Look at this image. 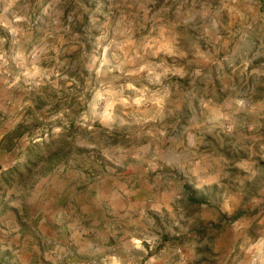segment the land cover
Here are the masks:
<instances>
[{
    "label": "rangeland",
    "instance_id": "1",
    "mask_svg": "<svg viewBox=\"0 0 264 264\" xmlns=\"http://www.w3.org/2000/svg\"><path fill=\"white\" fill-rule=\"evenodd\" d=\"M0 264H264L262 0H0Z\"/></svg>",
    "mask_w": 264,
    "mask_h": 264
},
{
    "label": "trees",
    "instance_id": "2",
    "mask_svg": "<svg viewBox=\"0 0 264 264\" xmlns=\"http://www.w3.org/2000/svg\"><path fill=\"white\" fill-rule=\"evenodd\" d=\"M262 1L264 3V0H262ZM21 126H22V124H19V126L14 130L15 133L16 132L19 133L18 136H21L27 132L24 130L21 131V129H20ZM51 144L48 143L47 140H43L41 144H40V142H35L32 146H29L30 150H29L28 155H27V161H25L24 163L17 162L12 168H10L6 172H4L2 180L6 182L9 179H12L13 173H18V171L21 170L20 169L21 166H24L26 171L31 172L33 167H35L41 161H45L47 159L50 161H53L55 159V157H60L61 156L60 154H61V151L63 150V148H61V147L60 148H53V146ZM41 145H44V146H41ZM42 148L46 149V152L44 154H41Z\"/></svg>",
    "mask_w": 264,
    "mask_h": 264
},
{
    "label": "crops",
    "instance_id": "3",
    "mask_svg": "<svg viewBox=\"0 0 264 264\" xmlns=\"http://www.w3.org/2000/svg\"><path fill=\"white\" fill-rule=\"evenodd\" d=\"M108 182H109V183H108ZM106 183H107L108 186H111V185H112V184H111L112 182H110V181H106Z\"/></svg>",
    "mask_w": 264,
    "mask_h": 264
}]
</instances>
